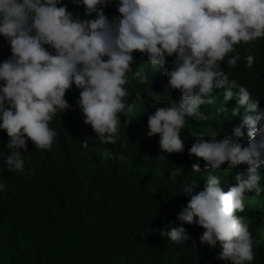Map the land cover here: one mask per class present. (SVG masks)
I'll list each match as a JSON object with an SVG mask.
<instances>
[{
  "label": "clouds",
  "instance_id": "clouds-1",
  "mask_svg": "<svg viewBox=\"0 0 264 264\" xmlns=\"http://www.w3.org/2000/svg\"><path fill=\"white\" fill-rule=\"evenodd\" d=\"M71 2L84 6L83 18L61 0H0V36L10 48V55L0 61V129L7 135L9 149L6 171L25 173L22 152L27 141L39 150L52 147L57 131L50 122L71 107L65 93L73 85L79 89L76 103L83 123L90 125L100 144L111 145L120 139L121 117L133 113L142 101L137 92L129 102L125 85L130 79L143 84L160 71L167 77V87L180 93L178 100L167 99L147 116L146 135L158 134L164 153L184 150L181 130L188 126V118L211 119L201 106L214 104V94L222 90L223 105L215 115L220 117L224 102L234 98L231 114L244 110L240 123L231 136L221 139H216L218 129L209 125L208 138L196 136L187 152L202 158L203 166L212 170L223 169L224 162L228 170L245 167L227 191L214 173L207 174L202 189L195 192V181H183L180 191L188 199L177 220L202 227L200 244L211 248L219 243V259L251 264L260 240L248 230L249 221L237 213L244 211L245 193L264 192L258 171L264 164V107L221 69L220 62L236 67L240 53L235 46L264 37V0H118L119 15L111 19L103 12L110 0ZM134 50L146 55L150 72L144 67L133 69ZM173 55L169 68L166 57ZM243 59L244 67L251 70L255 52L246 48ZM245 133L248 139L241 143L237 138ZM80 146L86 149V141ZM101 155L117 158L108 149ZM199 168L197 159L191 172ZM181 174L180 167H172L168 177L176 180ZM4 188L0 184V191ZM159 232L175 244L183 245L189 238L182 225L173 227L171 222Z\"/></svg>",
  "mask_w": 264,
  "mask_h": 264
},
{
  "label": "trees",
  "instance_id": "trees-1",
  "mask_svg": "<svg viewBox=\"0 0 264 264\" xmlns=\"http://www.w3.org/2000/svg\"><path fill=\"white\" fill-rule=\"evenodd\" d=\"M61 2L83 18L82 4ZM117 3L118 0H110L103 6L109 19L119 15ZM93 17L89 14V18ZM235 48L240 53L237 66L233 68L221 61L220 67L246 86L253 97L259 98L258 106L264 107V37ZM246 48L256 55L251 70L244 67ZM9 55V45L0 36V61ZM133 56L134 70L144 67L150 72L147 57L135 50ZM166 60L169 61L167 57ZM125 87L130 93L129 102L137 92L142 101L133 113L121 117L120 139L115 144H100L90 125L83 123L76 103L79 89L74 85L65 93L71 107L50 122L49 126L57 131L52 147L39 150L31 141L26 142V152H22L24 174L6 171L8 138L0 129V184L5 186L0 191V264H231L218 258L219 243L211 248L201 245L198 237L203 228L177 220V213L187 203L188 196L180 187L189 178L195 181L194 192L202 189L204 178L210 173L221 177L223 191L234 185L233 177L243 171V164L228 170L224 162L223 169L212 170L203 166L202 158L190 157L187 149L196 136L208 138L205 130L209 125L218 129L216 139L231 136L243 113L231 114L236 105L233 102L220 117L212 116L207 121L189 117L188 126L181 130L184 150L164 153L158 146V134L146 135L147 116L156 107L164 106L167 99L178 100L179 91L167 87V77L160 71L143 84L130 79ZM210 107L202 105L201 111L207 114ZM237 139L246 143L248 138L245 133ZM85 141L87 148L83 149L80 145ZM104 149L117 158H103ZM197 159L200 168L193 174L191 165ZM172 167L182 169L176 180L168 177ZM258 171L264 184V164ZM243 203L244 211L258 206L251 192L245 193ZM169 222L173 227L185 228L189 238L183 245L160 235L159 230ZM254 238L260 244L254 246L251 264H264V227L255 230Z\"/></svg>",
  "mask_w": 264,
  "mask_h": 264
},
{
  "label": "rangeland",
  "instance_id": "rangeland-1",
  "mask_svg": "<svg viewBox=\"0 0 264 264\" xmlns=\"http://www.w3.org/2000/svg\"><path fill=\"white\" fill-rule=\"evenodd\" d=\"M141 54V53H140ZM144 55V54H142ZM146 57V55H144ZM167 59L171 62L174 59V55L172 57H167ZM221 94H220V93ZM216 94V101L214 104L211 105L209 113L212 116L215 115L216 108L222 107V90H218ZM236 102L234 98L229 99L228 101L224 102L225 109L227 110L230 103ZM236 107V105H235ZM237 112H242L244 114L243 108H239ZM222 115V113H220ZM258 200V206L256 209L244 211L241 216L249 221V231L251 235L254 237L255 230L264 227V192H262L259 196L255 195ZM219 264V261H215Z\"/></svg>",
  "mask_w": 264,
  "mask_h": 264
}]
</instances>
